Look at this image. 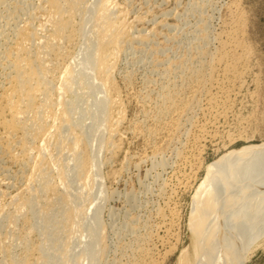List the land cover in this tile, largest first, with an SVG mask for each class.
Here are the masks:
<instances>
[{
	"label": "rangeland",
	"instance_id": "rangeland-1",
	"mask_svg": "<svg viewBox=\"0 0 264 264\" xmlns=\"http://www.w3.org/2000/svg\"><path fill=\"white\" fill-rule=\"evenodd\" d=\"M25 1L27 0H0L1 30L5 27L1 19V17L3 18V14L7 12L9 7V10L15 12L17 9L14 10L15 7H12L14 5L16 7H25ZM28 2L34 6L33 8L31 7L32 9L30 7L28 8L29 12L35 11L38 7V1L28 0ZM91 2L92 0L87 1L88 4ZM110 4L111 8L115 6L118 14L121 13V15H123L122 17H124V39L127 43L119 52L117 59L111 61L113 63L112 65H114L115 62L114 67H112L115 69L110 75L112 87L110 88V86L107 85L108 89L111 91L113 90L112 95H110L111 91H108L110 92L108 93L111 96L110 99L114 98V100L112 99L113 106H111L110 103L107 107L108 116L111 118L110 120L112 122L115 121L113 122L114 124L116 123L115 129H118L115 130L116 135L114 134V139L112 138L113 146L108 145L107 133L104 135V137H106L104 143H102L103 147L98 145L97 156L100 148L103 150H100L99 156L101 157L98 156V158L102 165L99 172L102 183L101 187L105 196H103V198L99 196V193L96 192L97 187H95V193H93L97 197L99 196V200L97 201L104 200L100 201L103 202V204L96 202V205L100 206L96 207L95 205L96 208L101 209H99V219L101 224L103 223L102 227H104V233H102L99 242H97L100 247H98V249H101L97 258L99 261L97 260V262L99 264H137L139 262L138 264H140L143 261L138 259L140 258L138 257L139 250L141 248L145 250L149 248L147 249L148 251L146 250L147 254L149 253L148 256L157 261V264H186L185 262L180 263V257L183 253H187L188 255L192 253V233L189 227L192 204L199 183L204 177L207 165L214 163L216 160L221 159L229 153L231 154L234 151L242 150L248 145L250 148L264 145V0H110ZM37 10L34 13L30 12V14L42 16V19L38 16L35 17L36 21H34V23L39 26V22L42 20L41 22L44 23L46 17L43 18L44 15H42V12L39 10L41 13L40 15ZM24 16L26 15L21 14V19H25L26 17L24 18ZM78 16L79 15L74 18V23H77L74 28L78 30L76 31L77 36H75L74 42L69 43V46L67 42L64 41L62 45L64 44L63 46H65L66 42L65 48L67 49H64L63 58L53 59L56 61V66L58 64L57 62H59V65L57 66V72L52 76V85L55 87L53 88L52 99L54 101L57 100V104L59 102L61 104L64 102L65 104L67 101H72V99L76 100L77 97L78 103L88 104L86 107L88 106L90 108L93 102L97 100L96 98L101 95L93 92V94L97 95L94 97L91 92L87 97L84 96L86 94L80 95L81 93L79 91L78 95L76 93L77 96L70 95L68 92L73 94L72 92L76 90L74 87L70 89L71 91L65 92L66 94L64 93V95H62L64 97L58 96V94H60L58 90L63 81V75H60L61 70L65 67L67 62H77V60L81 62L86 53L82 51V55L80 52L81 47L79 46H82L83 41L85 42L86 40L85 38L87 37L88 39L90 35L87 34L88 36L84 37L80 34L79 27H81V17L83 16ZM224 29L226 31H234L237 37L243 38V40L241 39L242 46L238 47L240 50L238 48L236 49L240 55L242 54L243 61L241 64L242 67L244 66L241 78L237 81L238 86L236 85L235 90L229 94L227 91L229 83L217 70L218 72L214 74L215 76L210 79L212 82L207 80L209 79L207 75L205 76V80L207 81L206 89L210 92L208 93L207 90L204 89L205 91L201 90L195 93L192 91L194 90L193 84H195V81L192 80L189 71L191 72L196 68V70H198L200 67L204 69L203 65L210 64V55L201 58L198 52H196L197 49L195 47L200 44L204 45L205 42L204 46L205 49L207 48L206 51H210V54L216 53L219 49L218 42L220 38L223 37V39H225L226 31ZM241 30L242 32H240ZM44 31L45 33L48 32L46 29ZM222 33L224 35H222ZM79 35H82V38ZM240 47L244 49L241 51ZM63 48L64 47H62V49ZM244 50L248 52L243 53ZM65 53H67L66 55L68 57H66ZM77 53H80V55H77ZM79 56L82 58L80 59ZM245 56H247L248 59ZM243 62L245 64H243ZM179 64L184 66V71L182 73L179 71L181 69H177ZM198 64H200V67ZM206 65L205 69H207ZM216 66L217 69L221 68V65ZM172 67H175V70ZM191 67L192 69H190ZM94 76L97 81L104 82L98 71ZM184 78L185 81H183ZM190 80L192 82H188ZM173 81H177L178 83L174 82L172 85ZM167 85L172 91L175 89L173 92L177 91L176 96L178 95V91L180 92L179 96L182 98H177L179 100L184 99L182 101L185 102L188 107L187 111L185 110V114H183L185 111L183 113L174 111L176 114L170 113L167 119L165 116V119H161L160 122L157 116V109H159L162 104L160 99L161 92L165 90L163 86ZM188 86H190V89ZM183 87L186 89L180 91ZM55 91H58V93ZM182 91L185 92L183 93ZM54 92L57 95H54ZM75 92H77V90ZM193 93L195 95H193ZM78 96L79 98L84 97L86 101L88 98V101L85 102L83 98L82 102V98L79 99ZM90 100L91 102L93 100L92 104ZM56 102L54 103L56 104ZM81 106L83 105H80V107ZM61 107L62 106L56 107L57 116L60 114ZM86 107L83 106L81 108L83 109ZM5 114L7 116L8 113ZM178 114L181 117H178ZM6 118H9V114ZM173 118L177 120L181 129L174 130V128H170L168 124L166 125L165 123L164 125V123H162L165 120L167 123H170ZM85 120L86 117L81 119L83 123L87 124L88 119ZM158 122H160V124L162 123L164 127L161 124L162 128ZM157 123L159 125H156ZM0 127V134L5 136L6 133H3V131H5L3 129L4 127H2V125ZM159 129H164L162 130L163 133ZM117 130L118 132H116ZM150 130L157 134H149L148 131ZM172 131L173 135L171 134ZM56 132V127L50 128L46 134L41 136L42 138L35 139V143L32 141L30 142L31 145L34 143L29 151V153L31 151V153H33L30 154L31 158L37 156V148L41 144L47 145L48 150L54 153L56 152V147L54 148ZM16 136H18V134ZM171 139H174V142ZM85 141L80 145V153L82 158L85 157L84 161L87 160L86 169H88L87 171L89 173L90 165L88 161H90V159L88 158L91 157V148L87 146V141ZM181 141L182 143H180ZM83 143H86V145ZM17 149L16 147L15 151L19 153V149ZM67 151L66 153H59L62 158L64 156L65 160H68L69 157L68 159L66 158L70 155L69 150ZM67 153L69 155L65 157ZM3 158L4 159L0 158V160L4 161H0V180H2V182H0V207L3 206L4 208H0V211H5L4 214L7 212L10 214V212L12 213L14 210L13 205H10L11 208H8L9 201L11 200L12 202V197L15 198L19 196L18 198H22L23 195L26 196L24 192L28 186L32 187L35 185V188H37L39 184L37 185V181H31L33 184H30L29 179L31 172L28 171L30 168L23 165L22 162L20 165L24 167L19 165L21 160L20 155L18 156V161L12 160L14 162L5 156H3ZM70 162L72 161H69V163ZM72 163H70V165H72ZM4 167L6 168L3 169ZM1 172L3 175L7 173V178L5 177L6 175L3 176ZM69 179L70 181L72 180L70 183H72V187H74L71 192L75 190L74 192L76 193L82 190V184L78 182V177L74 175L73 170L69 172ZM56 181H58V179H56ZM85 188L86 187L83 189L87 191V188ZM74 192L73 194H75ZM3 193L4 195H2ZM90 207L91 206L88 208ZM91 208V210L89 209L90 211H86L90 213L93 212L92 210L96 209H94V207ZM159 212H161V214ZM30 215V213L26 215L27 217L29 216V220L31 219ZM22 219L19 220L20 224L17 222L18 224H15L13 228L12 226L9 227L7 222L3 220L2 225L4 224V226H2L1 233L6 235V230L8 232L9 228L16 231V234L19 232L21 233V231H23L22 222H24V219L23 221ZM18 225L22 226L20 227L21 229L18 228ZM15 228L20 231L17 232ZM33 233H35V231H33ZM38 233L37 231L36 235L33 234L32 238L34 241L30 239L32 232L29 235L30 238L28 236L30 239V242L28 239V243H31L32 245H30L32 247L34 245L40 246L43 241H41L43 237L39 238ZM67 236L66 233L62 234V243L64 247L65 242L69 239V236L68 238ZM3 237L1 236L3 242L7 239L5 243H7L10 250L13 251L11 252V256L15 257L16 255L17 258H19L20 256L22 257L23 253L25 254L26 248L25 245H22L23 243L21 244V242L19 243L16 241V243L18 242V244H21L19 247L18 244H15L13 241L14 246L11 248V245H13L12 239L10 240L7 237ZM84 237L85 239L82 238L84 240L77 238L73 244V241L69 242V244L71 243V248L74 246L71 251L70 246L67 244L68 242H66V245L69 246V255H73V257L71 256L72 259L78 256L75 264H77V262L78 264H82L80 258L83 257V253V255H85V248V250H91L89 249L90 245L93 247L97 246L96 243L93 242L94 245L96 244L94 246L93 243H91L92 241H88L89 237L87 238V234ZM64 238H67V240ZM80 240L83 241L86 246L90 244L89 248L86 246L82 247L84 243L82 245L78 244L81 242ZM85 240L87 242H85ZM88 242L89 244H87ZM258 243L259 247H257L251 255H248V258L243 264H264V235L256 238L255 244L258 245ZM43 245L45 246L46 254H51L53 257L55 254L51 253L53 249L50 248V244L48 242H43ZM78 245H80L79 247L81 250L83 249L82 251L79 247H76ZM36 248L37 246H34V253H31L29 257L30 263L32 259L31 264L37 261L38 258L36 256H40V252H37L38 249L36 250ZM31 249L30 251H32ZM72 251L73 253L70 254ZM76 253L78 254L76 255ZM32 254L37 255L33 257ZM6 256L5 254L1 255L0 263L1 260L3 261L7 258ZM8 259L9 257L6 260ZM187 264H189V262H187Z\"/></svg>",
	"mask_w": 264,
	"mask_h": 264
},
{
	"label": "bare ground",
	"instance_id": "bare-ground-1",
	"mask_svg": "<svg viewBox=\"0 0 264 264\" xmlns=\"http://www.w3.org/2000/svg\"><path fill=\"white\" fill-rule=\"evenodd\" d=\"M37 1V12L40 15V12H42V15H44L43 18L46 17L44 23L41 22L42 16L30 14V12L34 13L36 10L34 9L35 11L29 12L28 8H33L34 6L28 2V0L25 1V7H16L14 5L12 6L13 8L15 7L14 10L17 9L15 12L9 10V7L7 12L3 14V18L1 17L5 27L2 30L0 29V126L2 125V127H4L3 129L5 131H3V133L5 132L6 135L4 136L3 134H0L1 136H4H0V158L4 159L3 156H5L11 161H18V156L20 155L22 161L20 160L19 165L22 162L23 165L30 168V170H28L31 172L29 179L30 184H33L31 181H37V185L39 184V186L37 188H35V185H30L32 187L28 186L29 188L27 187L24 192L26 196L23 195L22 198H18L19 196H16L15 198L12 197V202L10 200L9 206L7 205L8 208H11L12 205L14 206L12 213L10 212V214H8L7 212L6 215L4 214L5 211H0V235L2 237L5 236L3 238L7 237L10 240L12 239L13 245H11V248L14 246L13 241L15 244H18V242H21V244L23 243L22 245H25L26 248L25 254L23 253L22 257L20 256L17 258L15 255V258L11 256V252L13 251L10 250L8 244L5 243L7 239H4L5 242H3L0 236V254H5L7 255V258L9 257L8 260H6L7 258L4 259L5 261L1 260L0 264H31L32 259L30 263L29 257L31 253H34V246H37L36 250L38 249L37 252H40V256L38 257L36 256L37 254H34L38 259L35 262L33 261V264H75L78 256L72 259L73 255H69L68 247L71 244H69V242L73 241V244L77 238L85 239L84 236L86 234L87 238L89 237L88 241L96 243L97 246L93 243L95 246L93 247L88 242L87 244L90 245L89 248V245L86 246L85 243L80 240L81 242L78 244L82 245L84 243L82 247L86 246L91 249H87L88 251L85 250L86 248L84 249L85 255H83L84 253L82 252L83 257L80 256V261H82V264H99L97 258L101 249H98L99 243L97 242H99L102 233H104V227H102L103 223L101 224L99 219L100 208H96L100 205L97 206L96 202L98 203L102 201L103 199L97 201L99 200L98 197L101 196L103 198L105 195L101 187L102 183L99 172V169L102 166L101 161H99L98 158L101 150L100 147L98 156L97 153L98 145L103 147L102 143H104L106 137H104L105 133L108 135V145L113 146L112 138L114 134L116 135L115 130L118 129H115L116 123H113L115 121L112 122L110 120L111 118L108 116L109 113L107 107L110 103L111 106H113L112 101L114 98H112L113 100L110 99L113 90L111 91L108 89L107 85L110 86V88L112 87L110 75L115 69L112 68L114 67L115 62L114 65H112L113 63L111 61L117 59L119 52L127 43L124 39V17H122L123 15H121V13L118 14L115 6L111 8L110 0H92L90 4L87 3L88 0ZM21 14L26 15L24 16V18H26L21 19ZM77 15L83 16L81 17V27H79L80 34L84 37L90 35L88 39L87 37L85 38L86 40L83 39L85 42H80L83 45L79 46L81 47V54L82 51L86 53L81 62H78V60L77 62L73 61L72 58L73 62H67L64 68L61 67L63 69L61 70L60 75H63V81L61 84L59 83L61 86H58L60 87L59 90H56L60 93L58 96L64 95L65 92L71 91L70 89H73L74 87L77 92H75L76 90L74 91L75 94L74 92H72L73 94L68 92L70 95L77 96L79 94L78 91L81 93L80 95L86 94L84 96L90 95L91 92V94L94 92L101 95L96 98L97 100L95 102L92 100L93 104L90 100L92 104V107L90 108L88 106L86 107L88 104L78 103L77 97L76 100L72 99V101H67L65 104L64 102L61 104L59 100V103L57 104V100L54 101L52 99L53 88H55L52 85V76L57 72V66L59 65V62H57L58 64L56 66V61L53 59H62L64 52L67 49L65 48L66 42L69 46V43L74 42L75 36H77L76 31H78L76 30L77 28H74V26H76L75 24H77L74 23V18H76L75 16ZM37 16L41 18L39 26L34 23V21H36L35 17ZM45 29L48 32L45 33ZM240 32H242V30ZM82 35L79 36L82 38ZM222 35L224 34L222 33ZM241 39L243 40L242 37H237L236 33H234V31L231 32L230 30L226 31L225 39L222 37L220 38V41L218 40L219 49L214 54H210L211 52H207L208 50L206 51L207 48L205 49L204 46L205 42L204 45L200 44L195 47L197 49L196 52H198L201 58L210 55V64H205L207 67V69H205V65H203L205 62H203L202 65L204 66V69L198 64L201 69L198 68V70H196L197 68L195 66V70H192L191 72L189 71L192 80L195 81V84H193L194 90L191 89L192 91L197 93L204 89L207 90L205 76L207 75L209 78L207 80H210L218 71L229 83V87H227L228 93L231 94V92L235 90V86L237 85V81L241 78L242 69L244 67H242L241 64L243 61L242 54L240 55L236 50L239 46H242ZM64 41H66L65 46H63L64 44L62 45ZM62 47L64 48L62 49ZM240 48L242 51L245 47L243 49L242 47ZM245 50L243 53L248 52ZM66 54L67 53H65V55ZM78 54L80 55V53H77V55ZM66 57L68 56L66 55ZM82 57H80V59ZM245 57L248 59L247 56ZM243 64L245 63L243 62ZM216 65H221V68L217 69ZM178 68L181 69L179 70L181 73L184 71L183 65L179 64L177 69ZM190 69H192V67ZM97 71L102 76L101 78L104 82H99L95 79L94 75ZM183 81H185V78ZM174 82L177 81H173V83L171 82L172 85ZM188 82L192 81L190 80ZM189 87L190 86H188V88ZM163 88L165 90L161 92L162 100L160 99L162 104L159 109H157V116L160 119V122L165 116L167 119L168 114H176L174 111H180L183 113L185 110L187 111L188 107L187 104L182 101L184 99L179 100L177 98L180 97L179 91L176 96L177 91L173 92L175 89L172 91L168 85L163 86ZM186 88L183 87L180 91ZM109 90L111 91L110 95L108 94L110 93L108 92ZM58 91L55 92L58 93ZM55 92L54 95H57ZM182 92L184 93L185 91ZM96 94H93L94 97ZM193 95L195 94L193 93ZM81 98L79 99L82 101L84 97ZM84 101L87 102L88 98L87 101L84 98ZM54 102H56V104ZM80 105H83L86 108L82 109L81 107L83 106L80 107ZM58 106H62L59 116L56 115V107ZM186 111L183 114H185ZM5 113L9 114V118H6L8 114L6 116ZM157 116L155 115L156 118ZM84 117H86V120L88 119L87 124L81 121ZM178 117L181 116L178 114ZM160 122L158 123L160 124ZM158 123L156 125H159ZM162 123H164V125L165 123L166 125L168 124L169 127L174 128V130L181 129L179 123L177 120H174V118L170 123H167L166 120ZM164 125L162 124L163 127ZM53 127L57 128L54 141V148H57H55L56 152L54 153L53 151L48 150L47 145L41 144L37 148V156H33L34 159L33 157L31 158L30 154L33 153H31L32 151L29 153V151L31 150V146L34 145L35 139L40 138ZM162 130L160 131L163 133ZM116 132H118V130ZM148 133L152 135V133L155 132L150 130ZM172 133L173 131L171 134ZM17 134L18 136H16ZM85 140L87 141V146H90L89 148H91V157L88 158L90 159V161H88V164L90 165L89 173L87 171L88 169H86L87 160L84 161L85 157L82 158L80 153V145H82L81 143ZM31 141L34 142L33 145H31ZM180 143H182V141ZM84 145H86V143ZM16 147L19 149V153L15 151ZM67 150H69L70 155L68 153L65 154V157L66 155H69L66 158L68 159L69 157V159L65 160L64 156L63 159L59 153H66L68 152ZM69 161L73 162H70L72 165H70ZM5 168L6 167L3 169ZM71 170H73L74 175L78 177L79 181H77L82 184L81 191L75 193V190L73 189L75 194L71 192L72 188H74L72 187V183H70L72 180L70 181L69 179V172ZM1 174L3 175L2 172ZM4 174L6 175L7 173ZM5 177L7 178V175ZM56 179H58V181H56ZM0 182H2V180H0ZM83 186L87 188V191L83 189ZM95 187H97L96 192L99 193L98 197L94 194ZM2 195H4V193ZM100 203L103 204V202ZM89 206L96 209L92 210L93 212L88 213L87 211L92 209L91 207L88 208ZM0 208L4 207L1 206ZM28 213L31 214L30 218L33 222L31 219H28L29 216H26ZM159 213L161 214V212ZM190 217L189 227L192 233V253L189 255L183 253L180 257V263L243 264L248 258V255H251L254 250L259 247V243L258 245L255 244L256 238L264 235V145L254 148H250L248 145L242 150L234 151L231 154L229 153L221 159L216 160L214 163L208 164L204 177L199 183V187L195 194ZM22 218L24 219V222H22L23 227L18 225V228L22 227L23 231L16 234V231L9 227L12 226L13 228V226L18 224L17 222ZM3 220L9 225L8 232L5 229L7 236L1 233L2 226H4V224L2 225ZM16 230L17 232L20 231L18 229ZM33 231H35V233H33ZM37 231L39 232V238L43 237V239H41V241H43L42 243L40 242L41 245L39 243L40 246L34 245L33 242L34 246L32 247V244L28 243V239L30 238L29 235L32 232L30 239L34 241L32 236L33 234L36 235ZM64 233H66L69 236V239H71H68V241V236L67 238H64L69 245L67 246L65 242V247L62 243V234ZM86 240L85 242H87ZM16 241L18 242L16 243ZM43 242H48L50 244V248L53 249L51 253L55 254V257H52L51 254H46L47 252ZM21 244H18V246L20 247ZM79 246L80 245L76 247ZM72 248H74V246ZM72 248L70 246V251ZM30 249L33 252L30 251ZM146 250L144 248L139 250L138 257L140 258L138 259L143 261L140 262L143 264H157V261L148 256L149 253L147 254L148 250ZM72 253L73 251L70 252V254ZM77 254L78 253H76V255ZM34 255L32 254L33 257Z\"/></svg>",
	"mask_w": 264,
	"mask_h": 264
}]
</instances>
